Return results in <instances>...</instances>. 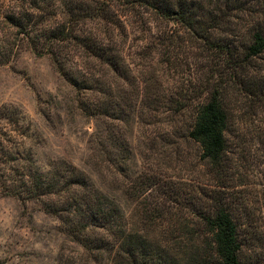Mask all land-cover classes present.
I'll use <instances>...</instances> for the list:
<instances>
[{"label":"trees","instance_id":"16d2710c","mask_svg":"<svg viewBox=\"0 0 264 264\" xmlns=\"http://www.w3.org/2000/svg\"><path fill=\"white\" fill-rule=\"evenodd\" d=\"M169 25L182 29L202 50L213 52L217 58L205 94L192 112L187 134L200 147V163L209 187L196 218L197 232L187 235L178 231L177 226L185 225V221L171 210L166 218L171 232L155 233L153 228L151 233V225L158 226L163 216L149 221L146 210L138 222L141 231L137 230L133 215L120 213L118 206L89 184L74 165H70L71 171L45 183V176L31 158L19 154L26 131L20 109L0 104V185H4L6 195L24 202L39 201L43 211L55 217L82 248L86 261L241 264L242 241L231 214V194L240 184L228 157V137L234 103L241 101V96L253 105H264V0H0V67L27 51L37 58L47 57L73 88L93 93L102 89L100 76L105 73L109 77L107 94L115 96L111 104L117 117L126 105L155 110L152 105L160 103L157 90L143 87L141 80L136 84L126 60L127 41L133 32H139L145 39L160 43L169 36ZM144 79L142 82L155 81L154 77ZM118 80L133 86L126 90L118 86L120 94L116 96ZM168 100L167 108L175 113L187 108ZM89 109L100 114L99 100ZM115 132L111 131V143L118 146L125 139ZM93 136L91 159L101 174L100 148ZM126 160L124 156L116 161L110 182H116L117 168ZM142 185L135 188L132 182H124L128 199L138 200L149 189ZM153 253L156 259L151 261ZM168 253L172 258L167 259Z\"/></svg>","mask_w":264,"mask_h":264},{"label":"rangeland","instance_id":"374dc122","mask_svg":"<svg viewBox=\"0 0 264 264\" xmlns=\"http://www.w3.org/2000/svg\"><path fill=\"white\" fill-rule=\"evenodd\" d=\"M167 29L169 36L160 43L145 39L139 32H133L127 41L126 60L136 84L141 80L143 87L157 90L160 95V103L152 105L155 110L126 105L118 118L111 104L115 96L107 94V74L100 76L103 83L99 91H78L47 57L37 58L27 51L15 62L0 67V104L20 109L26 131L19 154L31 158L45 176V183L71 171L70 165H74L89 184L118 206L120 213L133 215L137 230L141 231L138 222L143 210L149 221L163 216L158 226L151 225V233L153 228L157 229L155 233L173 230L166 220L171 210L185 221L177 230L190 235L198 231L196 218L209 187L200 163V147L187 134L192 112L205 94L203 90L213 76L217 58L213 52L202 50L182 29L170 25ZM143 77H154L155 81L142 82ZM116 86L117 96L118 86L126 90L133 85L118 80ZM97 99L101 113L95 115L89 108ZM168 99L187 108L175 113L167 108ZM239 99L234 103L228 137V157L240 184L231 194V214L242 241L241 264H264V105H253L244 96ZM112 130L125 139L118 146L111 143ZM91 136L100 148L101 174L91 159ZM110 155L111 160L107 159ZM124 156L128 160L117 168L116 182H110L116 161ZM124 182H132L134 187L143 182L142 186L148 185L149 189L138 200H130L124 193ZM3 186L0 185V264H98L84 260L82 248L55 217L43 211L39 201L24 202L6 195ZM150 212L152 217L148 216ZM150 243L155 248L152 240ZM169 258L171 253L167 254Z\"/></svg>","mask_w":264,"mask_h":264}]
</instances>
